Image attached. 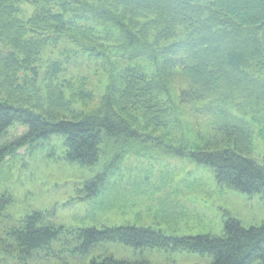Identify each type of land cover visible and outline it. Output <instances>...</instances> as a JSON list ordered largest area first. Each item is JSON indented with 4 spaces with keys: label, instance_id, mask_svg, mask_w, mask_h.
Segmentation results:
<instances>
[{
    "label": "trees",
    "instance_id": "1",
    "mask_svg": "<svg viewBox=\"0 0 264 264\" xmlns=\"http://www.w3.org/2000/svg\"><path fill=\"white\" fill-rule=\"evenodd\" d=\"M103 36L117 40L120 59L146 61L157 77L133 65L119 74L111 70L98 110L88 114L73 105L93 101L91 92L67 98L54 86L45 97L36 82L41 55L71 44L62 57L80 50L112 63ZM62 72L55 62L50 81ZM171 123L181 131L179 144L166 129ZM256 123L264 139V0H0V142L13 127L26 128L0 144V162L62 136L68 162H108L90 188L104 186L128 155L156 152L192 159L210 167L219 186L264 199V160L254 157ZM11 202L0 199V217ZM115 243L135 252L208 256L210 264H264V224L245 227L235 218L222 236L177 237L133 225L67 229L35 211L0 236V253L20 264L37 257L61 262L65 253L87 257ZM56 244L66 249L61 253ZM89 264L150 263L107 255Z\"/></svg>",
    "mask_w": 264,
    "mask_h": 264
},
{
    "label": "rangeland",
    "instance_id": "2",
    "mask_svg": "<svg viewBox=\"0 0 264 264\" xmlns=\"http://www.w3.org/2000/svg\"><path fill=\"white\" fill-rule=\"evenodd\" d=\"M29 8V6H26ZM32 11V9H31ZM104 37L112 63L76 50L69 57L64 51L71 44L54 46L44 52L35 66L37 85L45 97L57 86L67 98L74 92L94 94L93 101L75 102L73 107L85 114L96 112L110 84L111 70L121 73L133 65L156 78L154 68L146 61L126 62L117 56V40ZM55 62L62 63L63 72L50 81ZM33 79V75H32ZM171 141L179 144L180 129L167 125ZM156 130V128H149ZM163 130V129H162ZM254 157L264 160L263 125H254ZM26 133L22 126L13 127L0 144L14 141ZM263 139V140H262ZM169 141L170 143H172ZM66 147L62 136H53L32 146L21 148L0 162V199L11 198L5 215L0 217V236L27 214L48 213L49 219L67 229L95 227H152L168 236H222L229 218L241 221L245 227L264 224V199L257 194L248 196L221 187L210 167L189 158L151 154L128 155L118 168L110 172L104 186L88 187L108 163L102 160L94 167H81L65 159ZM152 155V156H151ZM55 247L61 253L63 244ZM64 254V253H63ZM112 255L117 259L147 260L150 264H210L211 258L184 251L145 250L135 252L121 244H106L87 257L65 253L59 262L55 258L37 257L30 264H89L94 258ZM0 264H20L0 253Z\"/></svg>",
    "mask_w": 264,
    "mask_h": 264
}]
</instances>
